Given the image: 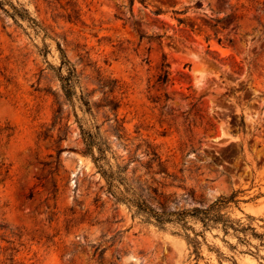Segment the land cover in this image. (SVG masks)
<instances>
[{
  "label": "rangeland",
  "instance_id": "1",
  "mask_svg": "<svg viewBox=\"0 0 264 264\" xmlns=\"http://www.w3.org/2000/svg\"><path fill=\"white\" fill-rule=\"evenodd\" d=\"M1 1L0 264H264V0ZM82 127L152 207L236 191L222 211L252 228L145 221L106 191Z\"/></svg>",
  "mask_w": 264,
  "mask_h": 264
},
{
  "label": "trees",
  "instance_id": "2",
  "mask_svg": "<svg viewBox=\"0 0 264 264\" xmlns=\"http://www.w3.org/2000/svg\"><path fill=\"white\" fill-rule=\"evenodd\" d=\"M134 1L135 0H129L130 4H133ZM138 1L141 3L145 2V0ZM0 5L3 6V2L1 0ZM23 11L26 10L23 9ZM176 12L181 13V11ZM18 13H20V15H24L22 11ZM154 13H161V9H156ZM177 19L179 22H183L182 18L178 17ZM141 36H143V34H141ZM60 52L62 58L60 70L63 68V66H65L66 69L65 73H62L59 70L58 75L60 79V86L65 97L68 100H72L75 96H77L76 84L79 81L78 75L75 71L74 66L71 65L66 59L65 54L61 48ZM169 73L168 62H162L161 72L157 76V81L165 83L168 80ZM86 96L87 94L81 92L78 95V98L81 100L82 106L85 107L84 111L91 112V103ZM115 106L118 105L115 104ZM81 133L85 145L84 153L90 156L92 162L97 168V172L105 180L106 191L114 197L116 202H123L128 206V208H134V213L141 214L145 221L152 220L160 226H162L167 221H175L182 224L184 228L194 229L192 226L187 224V218L191 217L195 221L200 222L203 228L220 227L225 234L229 232V228L233 229L236 232L245 231L247 228H252L250 226H243L240 220H234L230 217L229 214H227V212L222 211L225 207L228 206L229 202H237V199L235 198L236 191H232L228 195L220 194L214 200L206 202V204L195 205L191 208L166 210L164 203L162 202L159 203V209L152 207L148 202L146 196H144L142 190H140L138 186L132 185L128 181V178L125 174L128 163H125L124 165H120L117 163L115 166L110 163L107 157V153L110 147L107 141L101 136L99 129L97 128L95 131H92L91 129H85L82 127ZM151 154V158L158 160L159 170L166 175H171L167 172V167L164 165L158 152L156 150H152ZM147 189H151L155 194L158 193L157 188L155 187H150L147 185ZM186 240L188 244L193 245L194 253L196 254V256H199V241L193 239V237H190L187 234Z\"/></svg>",
  "mask_w": 264,
  "mask_h": 264
}]
</instances>
